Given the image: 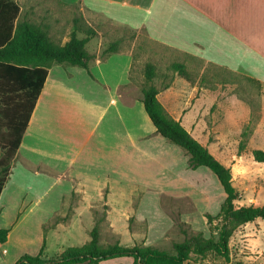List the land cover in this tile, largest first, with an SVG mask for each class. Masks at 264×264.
Returning a JSON list of instances; mask_svg holds the SVG:
<instances>
[{
  "label": "crops",
  "instance_id": "1",
  "mask_svg": "<svg viewBox=\"0 0 264 264\" xmlns=\"http://www.w3.org/2000/svg\"><path fill=\"white\" fill-rule=\"evenodd\" d=\"M60 1L81 4L92 25L101 16L202 58L206 64L255 78L262 83L264 100V0ZM95 38L86 46L92 55L90 70L62 64L49 70L0 196V228L10 231L8 241L0 244V264H16L24 254L36 255L42 249L45 257L52 258L71 246L84 245L92 238L97 224L94 210L100 207H108L106 222L123 241L125 235L138 238L128 226L134 211L138 223L148 222V232L140 242L145 240L150 246L153 220L161 227L155 236L158 241L166 239L174 226L161 207L162 196L192 198L203 217L211 213L213 187L220 181L206 166L191 169L187 152L157 132L142 93L126 90L132 83L133 54L120 50L102 57L106 48L102 34L99 42H94ZM205 94L160 92L158 97L166 110L224 163L227 160L215 143L234 139L237 144L238 129L236 125L229 132L223 129L216 117L223 110L206 106ZM207 118H212L213 124L208 130L205 127L211 124ZM137 196L141 201L135 209ZM73 198L76 202L72 205ZM69 209L72 213L67 219L48 228L54 216L65 217ZM80 228L85 235L82 244L63 243L55 248V236L70 242L69 236ZM107 263L133 264L134 258L101 262Z\"/></svg>",
  "mask_w": 264,
  "mask_h": 264
},
{
  "label": "trees",
  "instance_id": "2",
  "mask_svg": "<svg viewBox=\"0 0 264 264\" xmlns=\"http://www.w3.org/2000/svg\"><path fill=\"white\" fill-rule=\"evenodd\" d=\"M80 33L84 35L81 36ZM98 29L85 22L82 16L74 18V26L65 44L55 42L42 24L22 17V8L17 0H0V196L5 188L14 160L18 154L24 134L29 126L49 70L55 64L82 66L90 70L92 55L87 44L98 35ZM133 36L137 37L134 30ZM150 43L162 45L177 53L180 50L161 44L148 36ZM118 39L104 50L103 57L119 52ZM134 63L136 56L133 54ZM185 60L172 62V69L187 81L205 82L211 69L225 71L236 77H243L256 87V93L248 102L252 105L249 124L242 132L239 143L240 154L247 147V136L251 133L256 107L253 97L262 96V83L250 76L233 72L224 66L206 64L205 60L189 53H183ZM147 85L142 90V101L146 111L157 128V132L172 143L182 147L190 156L189 167H208L219 179L226 193L217 215L206 214L211 237L203 232L189 233L184 230L185 240L174 244L170 253L151 246L135 245L132 248L111 244L100 245V226L91 231V240L81 246H71L62 254L52 258L39 254H24L16 264H101L102 261L123 256H132L133 264H197L209 256H215L227 264L233 261L231 240L236 231L257 219L264 220V204L257 206L239 205L240 192L234 184L232 168L219 160L206 146L199 142L181 123L175 119L159 100V89L154 84L155 65L147 64L145 71ZM207 77V76H206ZM132 79V77H131ZM253 95V94H250ZM253 155L264 162V150L254 149ZM215 221L218 223L215 224ZM9 229L0 228V244L8 241ZM217 232V235L215 234Z\"/></svg>",
  "mask_w": 264,
  "mask_h": 264
},
{
  "label": "rangeland",
  "instance_id": "3",
  "mask_svg": "<svg viewBox=\"0 0 264 264\" xmlns=\"http://www.w3.org/2000/svg\"><path fill=\"white\" fill-rule=\"evenodd\" d=\"M22 8V17L27 18L29 21L37 24L44 25L48 29L50 37L57 43L63 44L66 39H69L74 26V18L82 16L86 23L88 18L86 16V10L81 4L69 5L64 4L60 0H17ZM97 22L94 23V27L98 29V35L94 42H99L98 37L102 34V41L105 43V49L110 44L119 38L122 41L119 43L120 50L131 52L135 54L136 61L132 71V83L126 87V90L132 92L142 93L143 87L147 85L146 68L149 62L155 65V79L154 84L159 89V92H203L205 94L204 102L206 106L221 108L223 114L216 116L220 118V124L223 129L229 132V129L236 125L238 143L235 140L215 143L216 149L220 155L227 160L224 162L226 165L232 168L234 183L239 190L241 196L237 201L239 205L254 204L257 206L264 204V162H259L253 155L254 149L264 150V118L263 106L264 100L262 96L259 98L257 95L253 97V103L256 107V116H254V123L251 133L247 136V147L240 154L239 143L242 138V132L249 124L250 120V108L252 105L248 102V98H252L256 93V87L243 77H236L225 71L218 69H211L205 76V82L199 81L192 83L187 81L184 77L180 76L172 69L173 61H183V53H177L170 48H165L162 45L150 43L146 39L147 34L145 32H138L137 37L133 36L134 30L128 27H122L117 24H113L111 21L98 16ZM83 36V33H80ZM98 38V39H97ZM104 49V50H105ZM104 52V51H103ZM102 52V57H103ZM128 92V91H126ZM253 94V95H250ZM204 96V95H203ZM212 117V115H208ZM232 120L230 123V121ZM207 123L211 124L205 127L206 130L212 128V118ZM234 131V130H233ZM0 148V155H1ZM209 170V169H208ZM214 176L215 180L219 182L217 176L209 170ZM201 176V175H199ZM203 178L200 177L201 180ZM219 185L213 187L212 205L208 209L211 213L216 215L220 211V207L226 193L224 188ZM165 198V200H163ZM141 201V196L134 197V207L137 209ZM76 198L72 199V205L75 204ZM201 205V204H200ZM198 205L200 209L203 205ZM151 207V206H150ZM162 209L171 216L174 221V226L167 233V238L163 241H158L160 228L156 225L154 220L153 233L151 247L164 250L170 253L175 252L174 244L176 242H183L185 240L184 230L189 233L203 232L206 237L212 236L210 224L208 218L203 217L202 211L197 209L196 202L189 197L183 198H168L167 196L161 197ZM108 207H100V209L94 210L96 215L97 224L100 226V245L107 247L111 244L119 243L121 246L132 248L135 245L150 246L143 242V236L147 234L149 226L148 222L138 223L134 211L130 212V218L128 226L133 233H137L138 238L134 239L125 235L124 241L122 237L115 234L113 228L106 222ZM152 212L154 211L151 207ZM155 212V211H154ZM153 212V213H154ZM72 213V209L67 211V215H56L48 224V228L56 226L59 220L67 219ZM216 213V214H215ZM208 214V213H206ZM205 214V215H206ZM138 218L139 215L137 216ZM155 223V224H154ZM218 222L215 221V224ZM83 229L80 228L77 232H74L72 236H69L70 242H63V236H55V241L48 238V241L52 243L54 241L55 248L60 247L63 243H74L75 245L82 244L84 236ZM139 234V235H138ZM217 235V232L215 233ZM90 235V234H89ZM233 261L231 264H264V220L257 219L254 222L248 223L242 226L231 240ZM114 264V263H107ZM197 264H227L223 260L209 256L205 260H202Z\"/></svg>",
  "mask_w": 264,
  "mask_h": 264
}]
</instances>
